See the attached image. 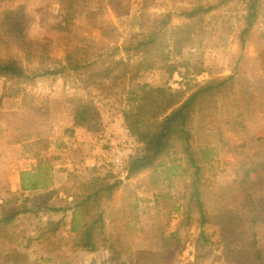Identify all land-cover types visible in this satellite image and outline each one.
Masks as SVG:
<instances>
[{
	"label": "trees",
	"instance_id": "16d2710c",
	"mask_svg": "<svg viewBox=\"0 0 264 264\" xmlns=\"http://www.w3.org/2000/svg\"><path fill=\"white\" fill-rule=\"evenodd\" d=\"M229 1L193 0L178 12L187 22L173 24L174 12L151 13L148 9L152 2L143 0L138 30L123 38L115 27L104 29L96 36L73 31V23L79 17L96 21L98 15L108 9L118 17L127 16L131 13L132 0H60L58 28L65 32L67 45L64 59L42 56L46 62L43 61L45 65L40 66L38 72H31L18 59L0 60V77L18 83L31 84L39 76H65L89 65L109 68L102 79H129L123 117L143 143V149L130 157L125 178L129 180L153 170L162 157L171 152L175 154L169 170L182 167L181 173L189 179V192L182 206L177 208L182 213L180 227L190 230L196 224L198 228L195 263L206 256L200 249L210 245V238L203 228L207 223L219 226L222 242L237 243L255 256L264 253L261 224L264 221V195L257 196L251 190L203 195L200 185L207 177V169L191 129L194 115H215L226 118L227 122L235 119L248 121L255 128L254 132L247 138H237L233 150L240 156L247 176L264 172V97L246 71L234 63L229 74L194 80L185 88L152 86L140 78L145 72L154 70H164L172 77L181 73L183 68L186 75L190 68H194L191 74H202L205 70L199 58L187 57L185 51L202 44L203 15ZM1 3L0 35L10 40L22 36L20 22L25 6L12 0H1ZM242 3L245 11L240 37L244 45L263 13L264 2L242 0ZM68 100L74 125L93 132L104 128L101 109L93 97L73 95ZM4 115L7 142L21 143L34 139L37 164L33 169L21 172V192L9 190V195L0 200V264H27L29 255L19 248L28 249L31 242L38 238L19 229L17 220L21 214L32 210L29 202L34 204L37 201H42L47 209L55 212L71 211L69 238L65 239L71 251L94 252L104 247L109 252V263L137 264L135 252L123 236L119 232L108 233L106 229L105 203L123 186L124 179L114 173L99 174L96 168L85 166L83 158L81 164L76 162V167L84 169L78 168L73 170L75 173H70L81 177L77 179L79 182L74 192L64 185L54 186L51 169L57 156L47 155L52 141L39 136L37 126L39 122L50 119L49 100L25 98L21 109L4 112ZM226 140L229 141L228 138ZM27 191L32 193L27 194ZM134 202L132 207L136 208L138 199L135 198ZM55 223L50 231H43L46 234L42 233L41 238L47 234L65 238L56 231L67 227V223L62 220ZM47 260H51V256ZM31 264L39 263L35 261Z\"/></svg>",
	"mask_w": 264,
	"mask_h": 264
},
{
	"label": "rangeland",
	"instance_id": "374dc122",
	"mask_svg": "<svg viewBox=\"0 0 264 264\" xmlns=\"http://www.w3.org/2000/svg\"><path fill=\"white\" fill-rule=\"evenodd\" d=\"M12 1L25 6L20 22L23 35L13 40L0 35V60L18 59L31 72H38L39 67L44 66L46 62L42 56L64 59L67 45L65 32L58 28L60 0ZM192 1L150 0L152 5L148 11L151 13L172 11L173 24H182L187 20L178 12L189 6ZM142 2L143 0H132L131 13L123 17L116 16L110 9L98 15L97 20L93 22L87 17H79L73 23V31L98 36L102 30L115 27L119 29L123 38H126L139 28ZM2 8L3 4L0 0V12ZM244 11L242 0H231L203 15L205 24L203 42L185 51L187 57L199 58L198 61L205 70L202 74H191L194 68H190L189 74L186 75V70L183 68L181 73L171 77L164 70H154L145 72L140 80L152 86L170 85L174 88H185L194 80L229 74L231 64L234 63L246 71V75L261 89V95L264 97V10L243 45L240 32L244 27L242 17ZM108 70V67L89 65L69 72L65 76H39L31 84L8 81L0 77L1 120L6 121L3 118L4 112L21 109L25 98L37 101L49 100L50 123L45 124L47 127H40V133L52 141V154L59 156L56 154L59 146L66 150L67 156L64 157L74 158L73 165L66 160V167H59L61 175L57 177L59 186H66L71 190L70 192L77 189L79 182L77 179L81 178L70 173H75L73 170L79 168L76 167V162L81 164L83 156L85 161L87 152L84 155L83 151H77L76 149L80 147L73 142L60 141L61 133L56 136L54 125L59 124L58 122L67 123V120L73 122L68 100L73 95L93 97L105 117L111 113V117L108 116L111 120L106 126L123 117L130 88L129 79H102ZM226 120L215 115H194L191 119V129L195 135L194 143L200 150L207 169V177L200 185L203 195L212 196L241 190H251L257 196L264 195V172L247 176L242 169L240 156L233 150L237 138L251 136L255 128H252V124L248 121L235 119L227 122ZM70 128L71 126L66 127V130ZM5 132L4 125H0V136L5 135ZM227 138L229 141L226 140ZM174 156L175 154L171 152L170 155L159 160L155 169L145 171L133 179L124 178L123 186L105 203L107 232H119L123 236L126 243L134 250V260L137 264H264V253L255 256L237 243L222 242L219 226L216 223H207L203 226L210 238V245L208 248L200 249L202 253H206V256L195 263L197 225H193L190 230L181 228L182 213L181 210H177L182 206L189 192V179L186 174L181 173L182 167L174 171L169 170L173 165ZM5 174L6 166L0 165V177H6ZM1 186L2 184H0V198L3 199L9 195L8 191L11 189ZM135 198L138 199V206L133 208ZM30 206L36 209V206L41 205ZM37 211L40 210H32L25 222L22 221L23 217L17 220L18 226L25 227L29 236H37L47 227L50 231L57 222L56 219L61 218L63 214L55 213L53 222L47 225L43 219L38 218L43 217L44 211L41 210L39 213ZM261 224L264 232V221ZM60 231V234L65 236L64 239H59L57 236L36 239L31 242L28 249L24 248L29 255L27 264L35 261L39 264H111L108 262L109 252L104 247L94 252L71 251L65 241L69 238L67 228L64 227ZM55 244L58 245L55 247ZM49 256L51 260H47Z\"/></svg>",
	"mask_w": 264,
	"mask_h": 264
},
{
	"label": "crops",
	"instance_id": "0c3cea01",
	"mask_svg": "<svg viewBox=\"0 0 264 264\" xmlns=\"http://www.w3.org/2000/svg\"><path fill=\"white\" fill-rule=\"evenodd\" d=\"M121 113H120V116H122ZM102 115H103L104 126H106V124L108 122H110V120H111V118L108 117L109 115L111 117V113L108 116L106 115V117L104 116V114H102ZM117 117H118V114H117ZM120 119L122 121L123 117ZM120 119H119V121H120ZM69 121L70 120H67V123L66 122H62V123L58 122L59 123L58 125L61 124L64 128L70 127L72 123ZM47 123H50V121L41 122L38 124L39 136H45L44 134L40 133V127L41 128L47 127V125H45ZM2 124L4 125L6 132H5V135L0 136V165L6 166V174H5L6 177H0V184H2V186L5 189L10 188L12 191L21 192L22 191L21 172L24 170L33 169L35 167V165L37 164V160H36L35 155H34V149H35V143L36 142L34 139H31V140H27V141H24L21 143H8L7 142V121H4L3 119L1 120V118H0V125H2ZM60 133L62 136L60 141L65 140L66 143L71 142V141L69 142V140H71V139L68 140V138H66V136L64 134L62 135V132H56V136H58ZM101 134H102V130L93 132V131H86L85 129L82 128L80 134H78L76 136L78 139V143L76 145H77V147H80L76 150L77 151H83L84 155H85V152H87V156H85V161H84V164L86 166H88L87 158H88V154L90 152L87 148V145L90 144L91 142L96 141L101 136ZM52 147H53V145L51 143V147L48 150L47 155H55V154H52L53 153ZM57 148H59V151L56 154L59 156H57V159L52 162L51 178L53 179L54 186L59 187V184L57 183L58 182L57 177H58V175H61V172H60L61 170L59 169V167L64 166V168H65L66 167L65 165H67L65 163L66 160L69 161L70 165H73V163H75V160H73L74 158L72 156L64 157L65 155L67 156L66 150L61 149L59 146ZM83 158H84V156H83ZM158 168H160V167H158ZM62 173H66V172H62ZM31 193L32 192L27 191V194H31ZM0 200H1V198H0ZM51 201L52 200H50L49 202H51ZM41 202L42 201H37L36 203H34L37 205L40 204L41 205L40 207L36 206L37 207L36 209L32 208L33 211L40 210V211H37V213L41 212V210L44 211L43 217L40 216L38 218L43 219L44 223H46L48 225V224H51L53 222V219L55 217V213H58V214L63 213L61 218L56 219V220L57 221L62 220V222L63 221L66 222L67 227H65V228H67V232H68L69 231V224L68 223L71 220V216H72L71 211L69 210V211L64 212V210H62L59 212H55V211L47 209V207L45 205H43ZM29 204L33 205L32 202H29ZM32 210H30L28 213H24V214H21L19 216V217H23L22 218L23 222L28 220V218L30 217V214L32 213ZM51 216H52V218H50ZM46 219H48L47 222H46ZM54 224L56 225V223H54ZM19 229H22L23 231L25 230V232L27 233L25 227H23L22 225L19 227ZM47 229H49V228L47 227V228H45V230H42L41 234L43 233V231H46ZM35 233H38V232H35ZM56 233L60 234L61 233L60 229L58 231H56ZM41 234H37L36 237L38 239H40ZM43 234H46V233H43ZM56 236H58V235H56ZM45 237L48 238L50 236H49V234H47V235H44L43 238L46 239ZM57 245L58 244H55V247ZM51 247H53V246H51ZM19 249L20 250L22 249V251H25L24 247H20Z\"/></svg>",
	"mask_w": 264,
	"mask_h": 264
},
{
	"label": "built area",
	"instance_id": "2783aa9c",
	"mask_svg": "<svg viewBox=\"0 0 264 264\" xmlns=\"http://www.w3.org/2000/svg\"><path fill=\"white\" fill-rule=\"evenodd\" d=\"M72 121V119H71ZM71 131L62 128L60 124H55L57 132H62L69 141L78 143L77 135L82 128L71 122ZM101 138L87 145L88 166L96 168L101 175L114 173L121 178L127 175L128 161L133 154L139 153L143 149V143L126 124L124 117L122 121L116 120L110 126H105Z\"/></svg>",
	"mask_w": 264,
	"mask_h": 264
}]
</instances>
